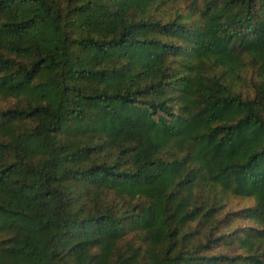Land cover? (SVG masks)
I'll return each instance as SVG.
<instances>
[{
	"label": "trees",
	"instance_id": "trees-1",
	"mask_svg": "<svg viewBox=\"0 0 264 264\" xmlns=\"http://www.w3.org/2000/svg\"><path fill=\"white\" fill-rule=\"evenodd\" d=\"M0 264H264V0H0Z\"/></svg>",
	"mask_w": 264,
	"mask_h": 264
},
{
	"label": "rangeland",
	"instance_id": "rangeland-1",
	"mask_svg": "<svg viewBox=\"0 0 264 264\" xmlns=\"http://www.w3.org/2000/svg\"><path fill=\"white\" fill-rule=\"evenodd\" d=\"M1 104H4L5 105L6 103L5 102H2ZM252 202H253L252 199H249V198L244 199V198H238V197L234 198L233 197L231 204H232V206H234L236 208H239V207L244 206V205H249ZM246 222L247 221H238L237 225L244 224Z\"/></svg>",
	"mask_w": 264,
	"mask_h": 264
}]
</instances>
